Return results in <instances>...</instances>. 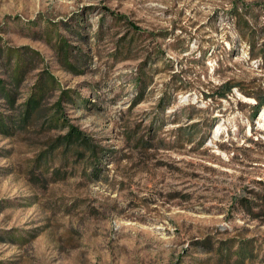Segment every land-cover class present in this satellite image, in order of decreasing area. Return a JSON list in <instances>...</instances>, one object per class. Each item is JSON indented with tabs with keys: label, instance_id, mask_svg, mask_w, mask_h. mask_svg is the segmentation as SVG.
Instances as JSON below:
<instances>
[{
	"label": "rangeland",
	"instance_id": "374dc122",
	"mask_svg": "<svg viewBox=\"0 0 264 264\" xmlns=\"http://www.w3.org/2000/svg\"><path fill=\"white\" fill-rule=\"evenodd\" d=\"M258 4L0 0L1 44L38 53L20 102L49 72L44 106L63 95L64 118L92 143L97 168L54 157L59 175L29 176L40 144L64 130L0 134V264H216L196 240L238 234L255 239L248 264H264V221L235 209L264 186V106L255 109L264 60L252 56L263 54L264 17L247 16ZM235 9L254 26V50ZM227 82L235 87L219 98ZM189 127L192 142L173 145ZM153 131L163 144L128 139Z\"/></svg>",
	"mask_w": 264,
	"mask_h": 264
},
{
	"label": "trees",
	"instance_id": "16d2710c",
	"mask_svg": "<svg viewBox=\"0 0 264 264\" xmlns=\"http://www.w3.org/2000/svg\"><path fill=\"white\" fill-rule=\"evenodd\" d=\"M253 7H255L254 10H257L256 14L253 12L247 14V16L251 17V20H256L259 16L264 17L263 4ZM232 13L234 14L233 18H235L237 27L243 35L242 37L251 50H254L255 45L252 43L255 33L253 30L254 26L246 20L244 14L238 12V9L233 10ZM111 17L118 20L122 19L121 17L123 16L112 14ZM131 29L133 33H143L135 25L131 26ZM21 49L4 46L0 42V134L10 138L15 135H30L34 129H63L64 133L58 134L52 142L48 138L40 144V148H38L40 150L29 168V176H34V171L39 169L42 172L51 170V175L56 173L59 175L60 169L50 166L52 161H48L49 159L53 160L54 157H60V160L78 157L82 167L89 171V175H93L97 170L94 164L96 151L84 132L65 120V114L61 106L63 95L55 101L50 110L44 106L45 93L55 87V79L49 72L42 74L39 84L30 90L23 102H20V85L32 68L30 64L33 62V57L35 55L36 57L38 56V53L30 48L22 47ZM261 50L263 54H253L252 56L264 60V43L262 48H260ZM233 87L235 85L231 86L228 82L221 84L217 88L222 90L218 97L225 98ZM262 106H264V101L258 99L255 106L256 112ZM178 131H180V134L177 132L173 136L175 137L173 145H178L183 137H190L187 141L188 143L192 142V138L195 137V132L190 127L187 129L180 128ZM181 131L186 132L182 133ZM147 137L149 140L136 137V134L130 133L128 139H132L134 143H141L144 146L149 145L148 147L160 143L163 144L164 140H159L155 136V131L148 133ZM169 144L170 142H167L163 147L173 146H169ZM148 147L145 148L147 149ZM236 203L238 208L235 209L242 213L243 218L248 222L255 220L264 221V186L257 190L250 189L247 194L240 195L239 199H236ZM255 243L254 237L238 234L236 237L218 240L216 243L212 241L210 236H207L196 240L195 245L202 252L212 255L216 264H248L247 261L257 257Z\"/></svg>",
	"mask_w": 264,
	"mask_h": 264
}]
</instances>
